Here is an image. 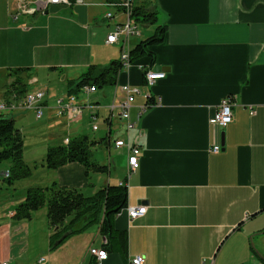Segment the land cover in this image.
Wrapping results in <instances>:
<instances>
[{"label": "crops", "instance_id": "1", "mask_svg": "<svg viewBox=\"0 0 264 264\" xmlns=\"http://www.w3.org/2000/svg\"><path fill=\"white\" fill-rule=\"evenodd\" d=\"M25 1L0 0V103L17 93L11 88L12 70H24L26 92L37 89L42 72L51 79L58 75L66 92L58 99L45 92L48 121L64 119L55 122L61 141L84 136L87 127L94 137L92 157L100 155L95 164L105 168L91 171L78 162L57 170L44 167L45 180L27 183L25 196L30 188L53 184L92 196L124 183L128 203L115 227L127 232L128 249L107 247L109 258L101 264H130L136 256L144 257L145 264H264V0H135V7L157 12L154 24L162 18L158 26L167 27L154 48L153 66L145 58L123 70L116 85L78 94L82 115L71 119L55 115L58 101L68 97L69 83L92 65L121 58V46L107 44L113 21L106 24L102 56L75 51L76 23L89 39L91 25L103 17L97 9L110 0L50 5L35 15H20ZM140 37L131 39L132 48L143 39L142 31ZM59 50L65 51L62 58ZM142 66L164 72L165 79L149 88ZM126 85L142 92L133 103L135 126L129 131L120 110L111 111L125 99L121 87ZM227 97L233 122L221 129L211 120ZM21 112L17 108L4 117L16 121ZM118 139L126 146L117 148ZM216 145L219 153L212 151ZM130 147L141 150L136 171L128 163ZM94 172L102 179L95 181ZM139 206L147 207L146 215L131 220L128 210ZM45 216L46 242L37 264L41 259L42 264H96L90 249L107 244L99 226L51 250L52 229ZM11 220L0 224V264H33L26 257L30 241L23 236L30 225Z\"/></svg>", "mask_w": 264, "mask_h": 264}, {"label": "trees", "instance_id": "2", "mask_svg": "<svg viewBox=\"0 0 264 264\" xmlns=\"http://www.w3.org/2000/svg\"><path fill=\"white\" fill-rule=\"evenodd\" d=\"M73 5L76 0H71ZM133 17L140 24H154L157 21V12L148 7H135ZM167 27L158 26L154 35L141 40L130 50V62L135 64L145 58L151 59L150 66L155 62L154 48L159 45L165 36ZM23 69L12 70L14 79L11 88L16 95L22 97L26 93L21 75ZM122 72L121 59L113 60L107 66L92 65L76 81L69 83V95H78L85 86L102 89L114 86ZM94 144L87 136L70 140L67 146L50 147L43 166L49 170L59 169L70 163H81L91 171H102L91 161V149ZM0 160L9 159L12 163V172L7 178L10 182L29 179L32 171L24 162V147L20 133L15 129V120L9 117H0ZM128 190L121 186H107L92 196H84L74 189L60 187L53 184L51 187L30 188L26 192L25 201L13 213V219L18 221L31 220L33 213L47 207V217L52 234L50 249L56 250L70 237L85 232L91 226H99L100 232L107 238V247L120 252L128 249V234L116 229L115 222L118 214L127 207ZM65 235L61 244L56 243Z\"/></svg>", "mask_w": 264, "mask_h": 264}, {"label": "rangeland", "instance_id": "3", "mask_svg": "<svg viewBox=\"0 0 264 264\" xmlns=\"http://www.w3.org/2000/svg\"><path fill=\"white\" fill-rule=\"evenodd\" d=\"M27 1L37 2L38 0H27ZM76 2H77V0H76ZM50 5H53V4H49L47 6L45 4H40L39 5L40 9H37V11L34 14H23L21 12H19V14L20 15H35L38 12L45 11ZM60 5H66V4H60ZM74 5H76V3ZM66 6H69V7L73 6V3L71 2V0H70V5H66ZM104 6L106 7V4ZM134 6H135V0H134ZM114 10L117 11L116 9L109 8V7H106V8H103V9L102 8H98L97 9V12L98 13L101 12L100 14L103 17H102V20H99V21L95 22L94 25H91V29L93 30V34H92V36L89 39H87L86 36L85 37L81 36V34L79 32V29H78L79 24L76 23L77 24V26H76V30H77L76 45L78 46L77 47L78 49H76L75 51L84 53V52H87L89 50H92L93 52H95L96 54H99L100 56H102L104 54L106 49L102 45V41L106 37L107 30L109 29V27H107L106 24H108L109 22L113 21L114 25H112V27H111L112 31L114 32L115 28H116L115 20H112V21L109 20V19L106 20L105 17L108 15V13L112 14L114 12L113 15L118 13V12L115 13ZM19 11H20V9H19ZM66 15H68V13ZM73 17H75V16H73ZM120 18L123 21H125L122 16ZM75 20H76V18H75ZM136 24L138 25L140 31H142L144 33V37L142 39V40H144L150 34L151 35L153 34L155 28L158 25L163 24V20L161 18L158 21L157 24H153V25H142V24L137 23V22H136ZM109 45H111V44H109ZM131 49H133V48L131 47V45H129V48H128L129 53H130ZM59 52H60V50H59ZM64 52L61 51L59 53L58 57L62 58L63 57L62 53H64ZM121 55H122V53H121ZM76 58H77V56H76ZM142 68H143L144 77H145V74H146L147 71L153 70V69H149V68H144V66H142ZM129 69H125V67H123V65H122V71L123 70L127 71ZM153 71H155V70H153ZM45 72H42L41 75H40V82L37 85V89L28 91L24 95H26L28 93H35L37 91H43V92L47 93V90H48V91H51L50 94H52L53 98L58 99L59 98L58 96H62V93L66 92V90L63 89L61 83H59V76L58 75H56L53 79H51V78L46 76L47 74H45ZM159 81H161V80H159ZM25 84L28 86V88H30L31 85H30V83L28 84V80L27 79L25 80ZM146 84H147V82L145 80V85ZM50 86H51V88H50ZM123 87H125V86H123ZM123 87H121V90H122ZM79 94L81 95L82 93H79ZM141 94H142V92H140V94H138V95H141ZM82 95H84V94H82ZM138 95H135V98ZM71 96H73V95H69L68 94V97L66 98L64 103ZM75 96L78 99V95H75ZM126 97H127V95L125 93V98ZM46 99H47V97L45 98L44 101H46ZM159 102H160V100H158V103H156V104L158 105ZM156 104H153V105H156ZM117 106H115L116 107L115 109L111 107V111L113 112L116 109H119ZM132 107H133V104H132ZM46 109L47 108H45L44 116H43L42 120H37L36 116H35V113L33 111H23V110H21L22 114L18 115V119H16V121H15V129H16L17 132L20 133V136H21V138L23 140V147H24L23 159H24V162L26 163V165H28L29 168L31 169L32 176L30 177L31 179L29 178L30 179L29 182L25 181V180L24 181L21 180V181H12V182H10L5 177V174H7L10 171L12 172V163H11V161L8 158L4 159V160H0V224L13 222L11 220V218H13L12 212L20 204H22L20 202H21V200H23V198L25 196V192L23 191L22 188L25 187L27 185V183H31V182L35 183V182H41V181L45 180L46 177H45L44 171H46V170L44 169L45 166H43V163H44V160H45V158L47 156L48 149L50 147H56V146H67L69 144V142H70L68 140H63V141L59 140V138L57 136V133H56L58 128H57V125L55 124V122L57 120L64 121V119H55V120H52V121H48L49 117H48V113H47ZM144 110L146 111L145 108L142 109L143 112H145ZM55 115L58 118L65 117L67 119H71L70 113L64 114V116H58L57 113H56V110H55ZM81 115H82V109H81ZM81 115H79V116H81ZM140 115H142V114H140ZM130 121H131V111H130ZM101 123H104L103 120H102ZM99 124H100V122H99ZM87 125L88 124L86 123V126ZM126 127H127V125H126ZM127 130L129 131L128 127H127ZM85 132L86 133L84 134V136L89 137V140L93 141L94 137L92 135V132L89 133L87 127L85 128ZM119 140H123V139H118V140H116V142L119 141ZM91 147H90V149H91ZM133 148H138V147H133ZM0 152H1V149H0ZM98 158H100V155L95 152L93 154V157H92V151H91V161L93 163H95L94 160L98 161L99 160ZM98 162H100V160ZM91 176L95 179V181H99V180L102 179L101 173H99V172H94V173L91 174ZM143 207H145V206H143ZM47 212H48L47 211V207H45V208L33 213L32 218H33V216H35V218L32 221H30V220L26 221L30 225L29 229H28V227L27 228L25 227V229L23 231L24 232L23 236L26 237L25 239L27 241H30V249H29V252H28L29 255L28 256L26 255V257H29V259L32 262H34L33 264H37L38 260L42 257V255L41 254L39 255V253L42 250L41 249L42 246L46 242V236H45L46 227H45V220L44 219L46 218L45 215H46ZM11 215H12V217H11ZM89 253H90V251H89ZM43 258H45V257H43ZM39 263L40 264L44 263V259H41L39 261ZM145 263H146V260H145ZM3 264H7V263H3ZM96 264H101V263H99L97 261V258H96Z\"/></svg>", "mask_w": 264, "mask_h": 264}, {"label": "built area", "instance_id": "4", "mask_svg": "<svg viewBox=\"0 0 264 264\" xmlns=\"http://www.w3.org/2000/svg\"><path fill=\"white\" fill-rule=\"evenodd\" d=\"M45 4L46 6L49 4L60 5L66 4L70 5V0H38L37 2H24L20 5V12L23 14H34L37 9H40L39 5ZM84 4L83 0H77L76 5ZM38 5V6H37ZM37 6V7H36ZM106 7L114 8L117 10V14L113 15V13H108L105 19L115 20L116 28L115 31L108 36L107 44L111 45H121L122 47V55L121 62L125 69L131 68L132 64L130 62V53H129V45L131 42V38L140 37L141 31L138 25L135 22L133 17L134 11V0H110ZM123 17L125 21H123L120 17ZM141 69H143L141 67ZM165 73L161 71H153L149 70L145 74V80L147 82V86L149 88L154 87V85L159 81L165 78ZM96 87L85 86L81 89L80 93L84 95L93 94L97 92ZM124 93H126L127 97L119 103L117 106L121 112V118L127 123L128 129L133 128L135 125L130 121V111L132 108V104L135 101V95L140 94V90L138 88H132L129 85L122 88ZM12 98V99H11ZM9 101L0 103V117L19 108L23 111H33L35 113L37 120H42L44 116V111L46 105L44 100L46 98V93L43 91H37L35 93H28L22 97L14 95L11 97ZM77 97L75 95L68 98V100L64 103V101H58V108H56V113L58 116H64V114L70 113L71 118L79 117L81 115V108L77 104ZM16 103H19L16 106ZM116 105L112 106V108H116ZM233 104L229 97L223 99L213 116L211 123L216 125L217 127L224 129L229 126L233 122V112H232ZM145 111V110H144ZM254 114V112H252ZM141 117V115H140ZM139 120V119H138ZM97 130V128H94ZM117 148H121L126 146L124 140H119L116 142ZM212 151L214 153H219L221 151V146L216 145L213 147ZM140 153L141 151L138 148L130 147L129 149V159L128 163L132 171H136L140 168ZM10 173L5 174L6 178H9ZM120 186H124V183H121ZM129 217L131 220L138 219L143 217L147 213V208L143 206H139L136 208H130L128 210ZM90 254L97 258L99 263L107 261L109 258V254L105 249H96L91 248ZM131 264H145V259L141 256L135 257Z\"/></svg>", "mask_w": 264, "mask_h": 264}, {"label": "water", "instance_id": "5", "mask_svg": "<svg viewBox=\"0 0 264 264\" xmlns=\"http://www.w3.org/2000/svg\"><path fill=\"white\" fill-rule=\"evenodd\" d=\"M127 128V127H126ZM67 237V235H65L61 240H59L57 243H56V245H59V244H61L62 243V241L65 239Z\"/></svg>", "mask_w": 264, "mask_h": 264}]
</instances>
